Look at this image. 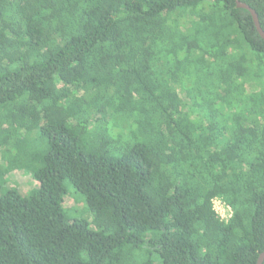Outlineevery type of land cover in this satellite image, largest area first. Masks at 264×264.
Segmentation results:
<instances>
[{"label": "trees", "instance_id": "trees-1", "mask_svg": "<svg viewBox=\"0 0 264 264\" xmlns=\"http://www.w3.org/2000/svg\"><path fill=\"white\" fill-rule=\"evenodd\" d=\"M240 1L264 30V0ZM0 164L34 181L0 186V264H257L264 40L250 12L0 0Z\"/></svg>", "mask_w": 264, "mask_h": 264}, {"label": "water", "instance_id": "water-1", "mask_svg": "<svg viewBox=\"0 0 264 264\" xmlns=\"http://www.w3.org/2000/svg\"><path fill=\"white\" fill-rule=\"evenodd\" d=\"M235 1H236V6L238 8L245 9V10L250 12L252 19H253V22H254V25H255L259 35L261 36V38L264 40V30L262 29V27L260 25V21H259V17H258L257 12L254 9H252L249 5L241 2L240 0H235ZM263 262H264V251H263V253L260 254V257H259L257 264H263Z\"/></svg>", "mask_w": 264, "mask_h": 264}, {"label": "rangeland", "instance_id": "rangeland-1", "mask_svg": "<svg viewBox=\"0 0 264 264\" xmlns=\"http://www.w3.org/2000/svg\"><path fill=\"white\" fill-rule=\"evenodd\" d=\"M0 166H3V165L0 164ZM6 169L8 170L9 168L7 167ZM0 170H4V169L1 168ZM31 177L32 176H30V174H29V176H23V177H13L10 174L7 176V178L0 176V186H3V184L5 185L6 182H8L11 185V182H12V184H17L18 186L24 185V186L29 187L31 183H34V181L31 180ZM35 186L33 187V189L35 188ZM1 192H2V190H1ZM227 215H229V213Z\"/></svg>", "mask_w": 264, "mask_h": 264}, {"label": "built area", "instance_id": "built-area-1", "mask_svg": "<svg viewBox=\"0 0 264 264\" xmlns=\"http://www.w3.org/2000/svg\"><path fill=\"white\" fill-rule=\"evenodd\" d=\"M214 210L217 215L223 220L228 221L231 218V208L223 199H216L213 202ZM229 213V215H227Z\"/></svg>", "mask_w": 264, "mask_h": 264}, {"label": "bare ground", "instance_id": "bare-ground-1", "mask_svg": "<svg viewBox=\"0 0 264 264\" xmlns=\"http://www.w3.org/2000/svg\"><path fill=\"white\" fill-rule=\"evenodd\" d=\"M222 198V197H221ZM224 199V198H223ZM225 200V199H224Z\"/></svg>", "mask_w": 264, "mask_h": 264}]
</instances>
